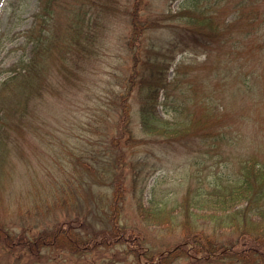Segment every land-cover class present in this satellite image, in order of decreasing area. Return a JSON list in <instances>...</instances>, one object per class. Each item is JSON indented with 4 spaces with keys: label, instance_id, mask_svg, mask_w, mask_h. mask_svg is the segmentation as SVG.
Masks as SVG:
<instances>
[{
    "label": "rangeland",
    "instance_id": "rangeland-1",
    "mask_svg": "<svg viewBox=\"0 0 264 264\" xmlns=\"http://www.w3.org/2000/svg\"><path fill=\"white\" fill-rule=\"evenodd\" d=\"M40 1L0 0V83L13 75L1 73L2 68L32 56L31 43L21 33L35 25ZM85 2L56 0L51 29L66 32L74 8ZM96 2L94 20L101 28L89 46L93 52L97 48V53L83 59L79 71L72 72L71 57L67 58V66L73 65L69 73H60L62 52L56 58L55 52L67 44L66 32L44 54L49 60L45 61L46 78L34 82L41 95L27 102L20 91L16 94L13 84L0 93V114L18 110L14 125L0 141V264H138L136 252L130 254V250L141 252L140 263H147L144 256H148L157 264L163 255L185 245L182 229L146 224L140 206L153 211L163 208L157 213L174 215L187 189L201 186L198 178L190 177L200 176L207 183L210 170L200 168L198 153L175 152L171 145L156 147L154 156L144 158L149 146L141 129L143 90L137 81L151 71V63L159 62L164 70L168 67L169 103L165 109L158 106L162 118L175 121L173 105L182 103L180 95L192 101L203 99L198 105L191 102L188 113L193 119L192 114L225 122L250 114L243 104L256 100L260 102L251 118L259 120L255 128L264 135V0ZM183 10L193 17L213 15L221 28L233 32L232 39L220 48L193 42L179 29L190 20L173 17ZM228 52H234L232 57ZM136 53L139 66L135 68ZM138 68L140 78L134 71ZM231 68L246 73L244 80L251 83L252 92L244 81L239 92L232 91ZM132 76L135 86L132 83L128 97L112 105V95L126 93ZM163 96L162 92L161 100ZM122 103L125 133L124 124L116 125L120 113L115 109ZM120 133L123 139L116 146ZM206 183L202 184L205 189ZM113 207L115 229L109 211ZM53 233L56 237L51 241L42 238ZM77 244L84 246L79 253ZM211 257L198 256L193 261L181 256L166 264H235Z\"/></svg>",
    "mask_w": 264,
    "mask_h": 264
},
{
    "label": "trees",
    "instance_id": "trees-1",
    "mask_svg": "<svg viewBox=\"0 0 264 264\" xmlns=\"http://www.w3.org/2000/svg\"><path fill=\"white\" fill-rule=\"evenodd\" d=\"M96 1L86 0L82 6L78 7V5L76 6L78 8H74V19L66 26L67 39L65 43L67 44L65 47L58 48L55 52V58L59 51L62 52V56L58 55V59L61 61L59 70H61L62 76L68 74L69 68L73 66H67V58L71 59L72 57V61L75 62V66L71 68L72 72H75L80 70L79 63L81 64L83 59H86L90 54L97 53L96 47L95 52H93L91 46H89L95 36L94 34L96 31L98 33V29L101 28L99 22L94 20L97 17L95 13ZM74 5H76V2ZM54 6H57L56 0L40 1V11L36 15L35 25L21 33L27 43H31L32 56L26 62L21 60L11 64L8 68H2L1 73L9 71L13 75L7 77L4 81L2 80L0 93L13 84L16 94L20 91L21 97L26 98L27 102L32 96L41 95L42 91L35 87L34 82L36 79L42 78L44 80L46 78L47 65L45 61L49 60L45 58L44 54L56 45L61 37L66 35V32H60V27L54 30L51 29V23L54 20ZM173 17L190 20L187 27L183 26L179 29L182 34L190 36L193 42L196 41L204 48L225 47L226 43L233 37V32L228 33L224 28H221V23L217 22L213 15L214 19L211 16L207 17V15L193 17L189 12L183 10L177 12ZM101 20L99 19V21ZM140 27L137 26L138 31ZM134 29L136 31V28ZM183 30L184 32H182ZM226 54L232 57L234 52ZM50 55L52 56V54ZM135 56L134 67L136 68V66H139L138 63L136 64L139 55ZM147 61H143L141 67ZM241 64L240 67L242 68ZM151 65L154 67L142 77L141 74L139 75V68L134 70L135 73L137 72V77H141L138 78L137 86L141 91L143 90L140 102L141 129L147 135L145 142L149 146L144 158L151 154L154 156L153 151L156 147L162 145L175 146V152L189 153L192 151L198 153L200 168L204 169L203 166H207L211 176V179H207V183L200 176L192 175L190 177V179L198 178L201 186H191L189 190L187 189L184 200L175 205L174 215L173 213H157L161 212L163 208L153 211L140 206L141 215L146 224L160 223L170 225L171 229H175V225L177 229H182L185 233L183 239L185 245L177 246L175 250L163 255L162 261L157 262V264H166L174 258L177 261L181 256L190 258L193 261L198 256L204 258L212 256V260L219 262L264 264V135L262 137L260 130L255 128V126H258L257 123L260 124L259 120L251 118L254 116L252 112H256V106L260 101H246L243 107L246 110L245 113L250 114H242L238 119L232 118L231 122H225L215 117H196L192 114L195 118L193 119L191 113H188L191 102L198 105L203 99L192 101L188 100L186 95H180L178 99L182 103L173 105L175 121H167L160 116L158 106L165 109L169 103L166 77L168 67L164 70L159 62L158 65L154 63H151ZM230 71L232 76L231 74L227 76H231L229 83H231L230 81L234 82L232 84L235 89L232 91L239 92L241 89L240 84H243V81L245 85L250 83L244 80L246 76L244 71L236 68H231ZM132 78L133 76L126 85L128 86L126 93L112 95V105L115 100L121 98L125 100L128 97L129 89L135 86ZM223 80L226 79L223 78ZM132 83L134 86H132ZM250 85L251 83L247 87L252 92ZM162 92L164 96L161 100ZM26 101L23 102L24 105ZM209 108L214 107L210 104ZM115 110L120 113L116 125L124 124L123 133H125L126 108L122 103ZM17 112L18 110L14 109L8 114H0L1 142L8 132L7 128L14 125ZM85 126H88L87 123ZM262 128L263 126L260 125L259 129ZM123 133L117 135L118 138L116 139L119 140L114 141L116 146L123 139L121 137ZM122 156L123 154L116 155V162L121 160ZM157 170L158 167L155 166V171ZM197 171L201 173L199 168ZM203 182L209 183L207 189L202 186ZM141 197L144 198L143 194H141ZM109 211L113 220L112 227L115 229L116 207ZM55 237L54 233L46 236L42 235L45 241L47 239L51 241ZM138 239H136V242ZM8 243L11 244L10 238H8ZM189 244L191 248L187 247ZM77 246L76 249L79 253L84 246L80 244H77ZM133 251L136 252L133 254L137 257L138 264H142L138 258V254L141 252L130 250V254ZM144 258L147 262L145 264H156L155 259H150L148 256H144ZM253 259L254 261H252Z\"/></svg>",
    "mask_w": 264,
    "mask_h": 264
}]
</instances>
